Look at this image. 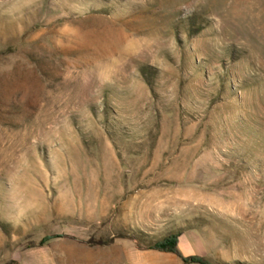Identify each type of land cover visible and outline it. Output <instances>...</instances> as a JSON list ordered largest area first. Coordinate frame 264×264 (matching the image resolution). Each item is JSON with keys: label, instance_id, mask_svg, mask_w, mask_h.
<instances>
[{"label": "rangeland", "instance_id": "374dc122", "mask_svg": "<svg viewBox=\"0 0 264 264\" xmlns=\"http://www.w3.org/2000/svg\"><path fill=\"white\" fill-rule=\"evenodd\" d=\"M186 232L264 264V0H0V264Z\"/></svg>", "mask_w": 264, "mask_h": 264}, {"label": "crops", "instance_id": "0c3cea01", "mask_svg": "<svg viewBox=\"0 0 264 264\" xmlns=\"http://www.w3.org/2000/svg\"><path fill=\"white\" fill-rule=\"evenodd\" d=\"M178 249L179 252L184 257L200 256L206 258L205 254H209L207 248L203 246L201 238L193 232H186L180 235L178 242ZM154 252L163 253V254H172V253H165L156 250H139V249H136V251L130 249L128 254H152Z\"/></svg>", "mask_w": 264, "mask_h": 264}, {"label": "trees", "instance_id": "16d2710c", "mask_svg": "<svg viewBox=\"0 0 264 264\" xmlns=\"http://www.w3.org/2000/svg\"><path fill=\"white\" fill-rule=\"evenodd\" d=\"M181 234H172L162 240H159L147 247V249L156 250L165 253H172L177 255L185 264H210V262L200 256L184 257L178 249L179 237ZM44 243V242H42Z\"/></svg>", "mask_w": 264, "mask_h": 264}]
</instances>
